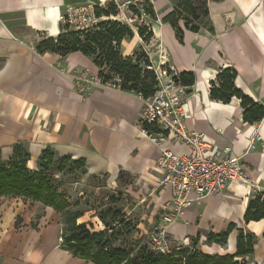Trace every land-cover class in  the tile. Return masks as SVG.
Returning a JSON list of instances; mask_svg holds the SVG:
<instances>
[{"label": "crops", "instance_id": "1", "mask_svg": "<svg viewBox=\"0 0 264 264\" xmlns=\"http://www.w3.org/2000/svg\"><path fill=\"white\" fill-rule=\"evenodd\" d=\"M108 1L0 0L1 159L8 160L12 147L23 143L30 155L27 166L33 170L41 152L49 148L56 157L84 159L89 175L116 180L122 173L134 177L141 185L157 187L161 174L155 162L160 147L140 131L138 115L142 100L132 93L104 87H92L79 95L73 78L82 71L92 75L99 71L91 59L79 52L62 59L57 54L35 51L40 40L55 39L61 34V20L67 6L102 7ZM223 1L217 2L219 8L215 13L233 16L218 21L214 15L217 24L211 39L184 32L183 28L185 37L179 44L169 28L172 40L169 44L174 54L164 62L177 73L192 72L195 76L194 85L185 88L190 92L184 104L188 112L187 127L201 132L218 152L240 156L253 171L255 182L264 185V113L259 122L249 124L242 119L240 100L232 97L229 103L223 104L209 97L210 82L219 70L231 68L237 74L236 88L264 107V0H236L227 4ZM164 7L162 1L158 11ZM122 50L121 43V55L133 54L132 50L122 54ZM146 55L154 65L161 64ZM209 61L214 65H205ZM256 133L263 141L257 143L256 150L247 151L248 140ZM161 146L178 155L188 153L186 147L176 143ZM250 193V188L231 183L221 194L204 198L185 209L165 232L174 241L199 237L198 248L203 253L234 252L236 231L231 233L234 238L230 234L229 247L227 243L224 249L206 246L203 242L207 234H218L231 223L244 231L250 225L260 227L262 235L264 220L248 225L243 222ZM170 195V189L163 188L155 196L161 208L155 205L151 220L156 221L153 215L162 209L164 202H169ZM38 209L40 215H36ZM62 231L61 215L53 209L20 199H1L0 264H92L63 249L59 241ZM211 247L218 250L213 252Z\"/></svg>", "mask_w": 264, "mask_h": 264}, {"label": "trees", "instance_id": "2", "mask_svg": "<svg viewBox=\"0 0 264 264\" xmlns=\"http://www.w3.org/2000/svg\"><path fill=\"white\" fill-rule=\"evenodd\" d=\"M223 0H178L174 10L163 18L175 32L176 40L182 44L184 32L199 33L202 20L209 16L208 2ZM95 15L107 18L89 30H72L62 26L61 34L55 39H42L35 45L38 54L53 53L64 59L75 52L91 59L98 68L97 76L103 85H111L113 89L132 93L142 99L153 95L156 81L152 71L145 67L150 65L147 55L122 56L119 52L123 40L131 39L133 34L126 28L113 22L110 17L118 13L111 3L106 2L102 7H94ZM145 15L154 18L151 5L144 10ZM138 34L145 36V29H139ZM115 42V45L112 44ZM236 72L231 68L220 69L215 80L210 82L209 97L223 104L229 103L232 97L240 100L244 122L253 124L263 117L264 107L253 102L248 96L236 88L234 81ZM177 80L182 87L191 88L195 82L192 72L177 73ZM186 93H190L189 90ZM27 145L15 144L11 157L3 161L0 152V200L20 199L24 202L38 203L43 207L53 209L61 215L63 231L61 243L63 249L69 251L76 258L92 264H248L247 258L254 253L256 237L250 232L236 228V224L218 234L209 233L205 237L204 245H217L225 248L230 234L237 232L233 253L207 254L198 247L199 237L191 239L192 245L175 247L166 253L155 250L139 230L141 222L133 223L129 214L111 207L95 212L94 216L102 225L99 231L93 230L90 222L77 223L86 211L76 210L77 202H72L60 189L61 180L58 177L73 176L75 171H86L84 159H72L70 156L56 158L49 148L44 149L38 157L36 169H30ZM124 175L118 174V180ZM127 177V175H126ZM127 180V179H126ZM70 183V182H67ZM126 181L123 187L128 186ZM113 197H107V205L115 203ZM19 218H16L18 222ZM264 220V194H251L243 216V222ZM138 235V238L135 237ZM117 237H121L119 240ZM131 237L130 242L124 238ZM264 240V229L261 235ZM152 239V238H151ZM190 241V240H189ZM118 242L120 244H118Z\"/></svg>", "mask_w": 264, "mask_h": 264}, {"label": "built area", "instance_id": "3", "mask_svg": "<svg viewBox=\"0 0 264 264\" xmlns=\"http://www.w3.org/2000/svg\"><path fill=\"white\" fill-rule=\"evenodd\" d=\"M152 1L108 2L115 7L118 13L116 17L127 12L137 18L145 15L144 10L153 5ZM106 19L98 18L91 4L69 5L61 23L69 29L82 31L89 30ZM112 44L115 45V42ZM149 62L150 65L145 69L153 72L156 87L152 96L146 99L139 97L143 102V108L138 122L142 135L160 147L155 167L161 174L159 184L171 191L168 207L173 213L164 217L165 221L169 224L174 223L192 204L221 194L231 183L246 186L253 194H264V185L255 182L253 171L240 156L218 152L201 132L187 127L188 112L184 108L187 101L186 91L177 80V72L171 67L166 68L165 64L154 65L150 59ZM88 75L89 72L83 71L73 78L77 94L84 95L92 87L113 89L109 84L103 85L97 74L91 77ZM262 141V136L256 133L248 140L247 151L256 150L257 143ZM168 143L182 145L188 149V153L178 155L161 146ZM165 239L163 233L152 237L155 250L160 253L168 252V245L172 242ZM59 241L61 242V239Z\"/></svg>", "mask_w": 264, "mask_h": 264}, {"label": "rangeland", "instance_id": "4", "mask_svg": "<svg viewBox=\"0 0 264 264\" xmlns=\"http://www.w3.org/2000/svg\"><path fill=\"white\" fill-rule=\"evenodd\" d=\"M162 1L165 4V7L160 11L156 10L154 6L155 3L159 2L161 6ZM235 1L236 0H224L223 4L234 3ZM152 2L153 5L151 6V9L153 11L154 18L149 17L147 14L144 15L143 17L138 16L137 18H134L133 15L124 12V14H119L118 17L113 15L112 17L115 19H111V20L113 22H117L122 26H125L133 34L131 39H126L121 42L123 45L122 54H126L131 50L136 56H140L141 54L145 55L147 53L149 54L153 62H156L157 64L159 63L165 64L166 68H168L170 67L169 64L165 63L164 61L167 60L166 57L171 56L173 53V48L169 44V41L171 43L172 40L169 37L170 33L168 31L169 28L170 29L172 28L168 24L163 23L162 19L165 18L168 14H170L174 10V8L178 3V0H153ZM208 6H209L208 10H211L212 14L211 16L209 15L206 19L199 22L200 31L198 33L206 37V40L211 39V35L213 36L215 35L214 24L215 23L217 24V20L219 21L221 20V18H225L226 16H233L232 13L229 14L226 12H221L218 14L215 13V10L219 8V5H217V3L215 2L209 1ZM214 15H216L217 20H214ZM178 26L180 29L184 28L182 23L178 24ZM139 29H145V36L141 37L138 34ZM172 31H173L174 39H176L175 32L173 29ZM184 37L185 34L183 32V38ZM193 40L194 39H192V42ZM188 43H191V41L189 40ZM161 56L163 57L161 58ZM205 65L213 66L214 63L212 61H209ZM173 71L175 72L174 69ZM88 76L91 77L93 75L92 73H89ZM187 96H189V93H186V97ZM138 120H139V115H138ZM57 180L62 181L60 189L65 193V195L68 196L72 202L78 203V206L75 209L86 211L85 215L81 218L79 222H90L93 225L94 231H99L102 229V225L94 216L95 212L104 209L106 207H111L115 210L122 211L124 214H129L130 217H132L133 223L136 222L143 223L138 228H140L143 234L145 235L146 241L147 238H149L150 241L153 236L156 237L159 236L160 233H163V236L167 240L172 242L168 245V251L173 250V248L175 247L187 246L188 243L190 246L192 245L191 240L189 241V240L181 239L180 241H174L170 236L166 234L165 229L167 226L171 224L167 223L164 217L173 214L169 211V207H168L169 202H164V204H162V209H158V211L153 215L155 216L154 219L157 218L156 221L151 220L152 219L151 212L153 213L156 204L158 207L160 204L156 202L155 196H159V193L164 188L163 185L159 184V186L157 187L156 186L150 187V185L147 184L141 185L138 182H136V179L134 177H130L128 175L127 177L126 176L123 177L122 180H118V178L116 180H112L111 178H108L106 176L89 175L85 170L78 172L75 171L73 176L67 175V177L64 178L58 177ZM125 181L129 183V185L123 187L122 183ZM151 189H153V191H151ZM110 196H113L117 201L113 204L107 205L106 203L107 197ZM40 214H41V210L38 209L36 215H40ZM238 226H243V225L242 224L237 225V227ZM245 229L246 231L248 230L253 232L250 233L256 237V247L254 249L253 255L247 258L248 264H264V241L259 233L260 227L250 225V227H245ZM234 234L237 235V232H234ZM135 237L138 238V235H135ZM231 237L234 238V235L231 234L230 238ZM117 238L119 240H122L121 237H117ZM130 238L131 237H127L124 238V240L128 243L131 240ZM200 243L201 241H198L197 247H199ZM118 244L120 243L118 242ZM211 248H213V252H216L218 250V249H214L215 247H211ZM203 250H205V248ZM226 252L233 253L228 250ZM226 252H224L223 250L219 251V253L221 254H225Z\"/></svg>", "mask_w": 264, "mask_h": 264}, {"label": "bare ground", "instance_id": "5", "mask_svg": "<svg viewBox=\"0 0 264 264\" xmlns=\"http://www.w3.org/2000/svg\"><path fill=\"white\" fill-rule=\"evenodd\" d=\"M154 6H155V9H156V10H159V8H160V3H159V2H158V3L156 2ZM186 32H187V31H186ZM228 247H229V240H228ZM254 249H255V248H254Z\"/></svg>", "mask_w": 264, "mask_h": 264}, {"label": "water", "instance_id": "6", "mask_svg": "<svg viewBox=\"0 0 264 264\" xmlns=\"http://www.w3.org/2000/svg\"><path fill=\"white\" fill-rule=\"evenodd\" d=\"M228 243V242H227Z\"/></svg>", "mask_w": 264, "mask_h": 264}]
</instances>
